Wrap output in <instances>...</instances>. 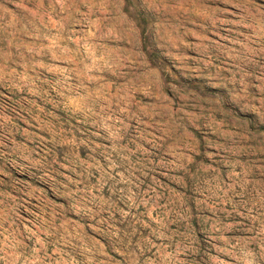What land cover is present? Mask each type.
Here are the masks:
<instances>
[{
  "label": "rangeland",
  "instance_id": "1",
  "mask_svg": "<svg viewBox=\"0 0 264 264\" xmlns=\"http://www.w3.org/2000/svg\"><path fill=\"white\" fill-rule=\"evenodd\" d=\"M0 264H264V0H0Z\"/></svg>",
  "mask_w": 264,
  "mask_h": 264
}]
</instances>
